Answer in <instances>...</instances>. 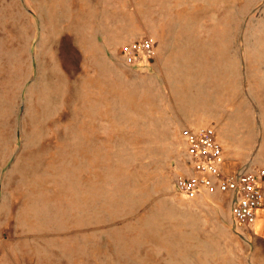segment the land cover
I'll use <instances>...</instances> for the list:
<instances>
[{
  "label": "rangeland",
  "instance_id": "1",
  "mask_svg": "<svg viewBox=\"0 0 264 264\" xmlns=\"http://www.w3.org/2000/svg\"><path fill=\"white\" fill-rule=\"evenodd\" d=\"M206 126L264 168V0H0V264H264V204L176 187Z\"/></svg>",
  "mask_w": 264,
  "mask_h": 264
},
{
  "label": "built area",
  "instance_id": "2",
  "mask_svg": "<svg viewBox=\"0 0 264 264\" xmlns=\"http://www.w3.org/2000/svg\"><path fill=\"white\" fill-rule=\"evenodd\" d=\"M153 56L154 42L147 37L136 40L125 51L126 62L130 66H144ZM182 137L190 173L178 175V191L191 200L203 194L229 195L237 225L244 229L254 226L264 204V168L225 170L223 146L213 127L185 128Z\"/></svg>",
  "mask_w": 264,
  "mask_h": 264
},
{
  "label": "crops",
  "instance_id": "3",
  "mask_svg": "<svg viewBox=\"0 0 264 264\" xmlns=\"http://www.w3.org/2000/svg\"><path fill=\"white\" fill-rule=\"evenodd\" d=\"M225 160H226V158H225ZM224 168H225V170H227L228 172H235L236 170H233L232 168H230L228 165H227V161H226V163H225V165H224ZM228 196V198H230V196L229 195H227Z\"/></svg>",
  "mask_w": 264,
  "mask_h": 264
},
{
  "label": "bare ground",
  "instance_id": "4",
  "mask_svg": "<svg viewBox=\"0 0 264 264\" xmlns=\"http://www.w3.org/2000/svg\"><path fill=\"white\" fill-rule=\"evenodd\" d=\"M198 96H199V95H198ZM191 97H192V96H191ZM191 97H190V98H191ZM190 98H188V99H190ZM194 98H195V95H194ZM192 99H193V98H192ZM192 99H191V100H192ZM195 99H196V98H195ZM198 99H199L198 101H200V98H198ZM193 101H194V100H193ZM198 104H199V103H198ZM198 104H197V105H198Z\"/></svg>",
  "mask_w": 264,
  "mask_h": 264
}]
</instances>
